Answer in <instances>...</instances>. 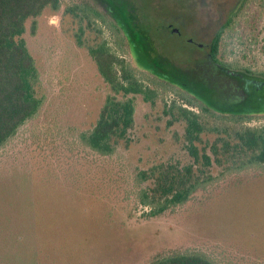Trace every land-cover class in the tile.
<instances>
[{"label":"trees","instance_id":"obj_1","mask_svg":"<svg viewBox=\"0 0 264 264\" xmlns=\"http://www.w3.org/2000/svg\"><path fill=\"white\" fill-rule=\"evenodd\" d=\"M60 1L0 0V149L41 105L34 90L35 63L23 39L25 23L46 8L58 10ZM81 6L66 12L86 21L87 27L90 16L106 26L107 21L119 22L114 13L93 0H84ZM222 33L214 40L216 57ZM88 53L110 90L93 128L75 138L48 130L32 134L13 157L3 155L12 166L25 162L35 195L45 193L61 200L69 196L78 201L82 216L98 219L100 237L87 249L47 248L37 236L36 264H264V243L252 222H247L248 228L240 227L241 234H224L216 227L228 224L224 212L230 211L235 201L264 191V124L229 130L209 125L211 118L235 123L253 118L235 110L215 114L212 103L195 90H190L195 96L179 94L181 103L165 106L163 114L169 117V126L184 123L182 138L192 164L133 173L116 154V145L127 141L133 127V96L153 102L156 92L143 84L131 64L117 58L105 41L89 47ZM214 165L221 169L219 176L209 173ZM148 181L152 186L144 188ZM262 197L256 193L251 201L258 204ZM164 229L175 236L171 246L149 248L152 252L148 255L141 247L137 259L130 256L131 250L125 251V258L117 256L122 249L111 255L117 251L112 250L114 242L138 246L136 242L144 243L142 239L161 237Z\"/></svg>","mask_w":264,"mask_h":264},{"label":"rangeland","instance_id":"obj_2","mask_svg":"<svg viewBox=\"0 0 264 264\" xmlns=\"http://www.w3.org/2000/svg\"><path fill=\"white\" fill-rule=\"evenodd\" d=\"M83 1L61 0L58 10L46 8L37 18L29 19L25 23L23 39L35 63L37 78L34 90L41 105L35 116L27 120L0 149V264H36L37 236L38 241L47 248L86 249L94 245L100 237L98 219L84 214L82 216L76 199L66 196L65 200H61L45 193L35 195L25 162L17 161L12 166L3 158L6 153L13 157L14 152L26 144L32 134L36 136L48 130L75 138L93 128L110 90L88 53L89 47L105 41L117 58L130 63L137 78L156 92L153 102L145 101L141 95L133 96L134 124L128 131L127 141H120L116 145L118 157L127 163L133 173L139 170L150 171L160 166L181 169L192 164L182 138L184 123L176 122L169 126V117L163 114L165 106L173 102L179 105V94L185 93L133 66L129 61V50L122 34L118 33V29L110 21H107L106 26L90 16L91 24L87 27L86 21L80 22L79 17L66 12L75 6L82 8ZM93 1L100 8L114 10L116 13L119 8V15L123 18H126L125 13L137 14L139 21L150 30L161 61L167 60L185 68L189 66V57L201 56L197 48L187 44L186 40L192 39L196 44L207 48L215 31L226 21V13L235 0ZM126 2L129 4L122 11L119 5ZM114 17L118 18L117 15ZM172 28H177L181 36H170ZM77 36L82 41L81 46L77 43ZM219 42L218 57L223 62L235 69L264 74V0H245L233 16L231 25L223 31ZM142 61V66H147L146 61ZM153 68L150 67L156 74L162 70L163 63ZM187 76L197 89H206V86L214 83V78L206 72L204 64H200L192 72L189 71ZM187 87L195 90L193 86ZM193 110L199 112L198 109ZM249 114L264 116V100H259L248 111ZM208 123L229 130L259 126L264 124V120L256 118L235 123L211 118ZM209 173L219 176L221 169L214 165ZM148 186H152V181H148L143 187ZM256 193L264 195V191L257 190L247 194V198L235 201L230 211L224 212L228 224L225 227H216L224 234H241L240 227L248 228L250 225L247 222H252V229L263 244L264 197L260 198V203H252V195ZM247 218H250L249 221ZM164 231H160L161 237L142 239L146 246L138 241V246H132L129 242H114L112 250L115 248L117 251L111 255L115 256L122 249L117 254L122 257L125 251L131 250L130 256L137 259L143 247V253L148 255L152 252L149 248L171 246L176 241L175 236L169 233V229ZM99 244L101 245V240ZM125 244L131 247L125 249ZM125 257L124 255L123 258Z\"/></svg>","mask_w":264,"mask_h":264},{"label":"flooded vegetation","instance_id":"obj_3","mask_svg":"<svg viewBox=\"0 0 264 264\" xmlns=\"http://www.w3.org/2000/svg\"><path fill=\"white\" fill-rule=\"evenodd\" d=\"M244 1L245 0L234 1L233 6L226 13V21L215 31L207 48L202 44H196L192 39L186 40L187 44H192L197 48L196 50L201 53V56L189 57L187 61L189 66L185 68L167 60L161 61V57L158 55L152 41L150 30H147V26L139 21L137 14L134 12L125 13L126 18H123L119 15V8L117 9V6H115L117 13L110 9L109 12L110 14L112 13L111 15L115 12L114 15L118 17L117 20L119 22H115L113 25H115L118 30L122 31V37L129 50L128 58L133 66L144 70L161 81L172 86L174 85L180 89L182 93H188L193 96L194 94L190 93L191 88L187 86H193L195 88V85L189 82L191 78H189L187 74H189V71L192 72V70L200 64H204L206 72L211 74L214 78V83L212 82V85L206 86V89L203 87L200 89L195 88V91L204 95L202 97L203 100L212 103V106L215 108L213 113L221 114L219 111L224 113L235 110L239 111L240 115H248V111L255 107L259 100H264V74H254L247 69H235L229 66L228 63L223 62L220 57L214 55L215 37L221 30L224 31L231 25L233 16L236 15L238 8ZM128 4L129 2H126L125 4H120L121 6L119 5V7L122 8V11H125ZM142 19L144 18L142 17ZM169 35L172 37L175 35L181 36V33L177 28H172ZM131 43L133 47H131ZM136 50H138L139 53H137ZM138 59H144L147 64L145 67L148 68L149 65V69L142 66L143 64L141 62L143 61ZM157 63H163V71L160 70L155 74L152 69H154L153 67L160 66V64L157 65ZM150 67L152 69H150ZM197 97L199 99V96ZM249 116H252L253 119L259 117L251 114H249ZM262 117L264 116H260L259 118Z\"/></svg>","mask_w":264,"mask_h":264}]
</instances>
